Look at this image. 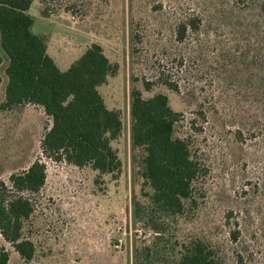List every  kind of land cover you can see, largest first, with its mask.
I'll list each match as a JSON object with an SVG mask.
<instances>
[{"label": "rangeland", "instance_id": "374dc122", "mask_svg": "<svg viewBox=\"0 0 264 264\" xmlns=\"http://www.w3.org/2000/svg\"><path fill=\"white\" fill-rule=\"evenodd\" d=\"M29 14L32 30L48 36L47 52L59 69L92 42L117 64L98 90L108 108L120 110L123 127L112 141L119 174L95 182L89 166L41 154L42 107L0 109V182L9 186L11 173L38 158L46 167L23 228L35 245L28 264H132L135 243L150 239L131 218L141 187L131 159L133 87L143 97L167 94L181 113L175 135L188 139L204 169L196 205L176 219L178 240L203 238L222 264H264V0H32ZM192 16L197 29L188 24L177 39L180 22ZM5 65L3 56L0 103ZM142 79L153 82L149 91ZM0 248L8 250L9 264L22 263L1 235Z\"/></svg>", "mask_w": 264, "mask_h": 264}, {"label": "trees", "instance_id": "16d2710c", "mask_svg": "<svg viewBox=\"0 0 264 264\" xmlns=\"http://www.w3.org/2000/svg\"><path fill=\"white\" fill-rule=\"evenodd\" d=\"M31 3L0 0V66L3 56L6 61L0 109L26 104L42 107L47 118L40 140L43 156L77 167L89 166L97 171L95 182L102 175L115 178L122 162L112 141L120 136L123 123L120 110L105 105L98 87L118 66L92 42L67 69H59L47 53L48 36L32 30ZM188 24L197 29L199 18L180 22L177 39L185 38ZM158 81L178 90L170 80ZM152 85L142 79L145 91ZM129 115L131 159L134 174L141 179L139 196L131 201V218L151 236L135 243L132 264H222L217 251L203 238L180 241L176 235V219L196 205L195 184L204 170L188 139L175 135L181 113L169 105L167 94L143 97L142 91L133 87ZM45 179L46 167L38 158L11 173L9 186L0 182V235L21 264H28L35 253L23 228L34 211L32 196L40 192ZM0 264H9V252L4 248H0Z\"/></svg>", "mask_w": 264, "mask_h": 264}, {"label": "crops", "instance_id": "0c3cea01", "mask_svg": "<svg viewBox=\"0 0 264 264\" xmlns=\"http://www.w3.org/2000/svg\"><path fill=\"white\" fill-rule=\"evenodd\" d=\"M48 46V45H47ZM48 53V52H47ZM49 54V53H48ZM54 60V59H53ZM55 62V61H54Z\"/></svg>", "mask_w": 264, "mask_h": 264}]
</instances>
